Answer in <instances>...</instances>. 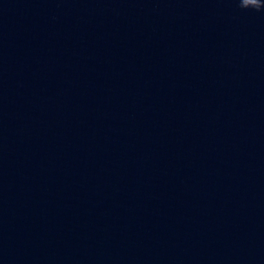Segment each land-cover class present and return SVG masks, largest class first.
<instances>
[{
    "label": "water",
    "instance_id": "obj_1",
    "mask_svg": "<svg viewBox=\"0 0 264 264\" xmlns=\"http://www.w3.org/2000/svg\"><path fill=\"white\" fill-rule=\"evenodd\" d=\"M0 264H264V0H0Z\"/></svg>",
    "mask_w": 264,
    "mask_h": 264
}]
</instances>
